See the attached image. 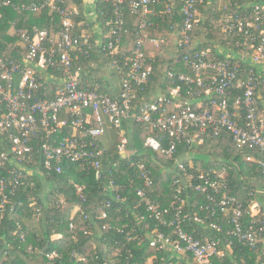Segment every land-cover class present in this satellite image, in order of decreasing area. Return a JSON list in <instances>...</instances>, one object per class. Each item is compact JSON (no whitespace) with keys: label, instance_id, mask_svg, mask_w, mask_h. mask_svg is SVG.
Masks as SVG:
<instances>
[{"label":"built area","instance_id":"1","mask_svg":"<svg viewBox=\"0 0 264 264\" xmlns=\"http://www.w3.org/2000/svg\"><path fill=\"white\" fill-rule=\"evenodd\" d=\"M97 1L89 2L92 8L88 15L93 19L97 17ZM100 1L105 6L113 2L115 19L104 18L107 27L104 32L100 24L93 25L92 33L83 34V43L74 35L75 16L80 14L77 6L68 8L65 0L16 6L20 11L39 12L45 8L49 13H57L62 18V27L40 28L32 33L14 28L26 53L19 60L0 56V221L11 196L25 182L21 179L23 172L43 176L52 172L61 174L68 170V163L80 162L100 174V157L104 152L100 138L108 127L117 128L120 134L117 148L129 159L128 140L121 126L124 121L131 120L152 130L145 138L146 148L169 155L174 159V168L183 172L181 180H176V201L171 204L175 212L169 218L170 209L162 210L150 194L154 181L145 161L131 160V166L142 179V184L136 188L139 205L145 207L141 218L145 220L148 216L159 220L172 231L170 235L156 226L151 246L162 250L168 245L171 256L184 255L196 264H216L215 258L233 252L234 242L263 253L264 209L261 203L250 199L249 209H245L242 200L230 193L225 167L194 171L193 163L185 164L174 155L179 146L192 149L206 138L223 134L230 136L238 149L254 148L264 153V0H247L243 7L235 1L240 11L223 5L218 22L224 32L236 37V45L240 48L214 50L208 46L186 52L182 61L188 71L175 68L168 71L169 79L176 83L170 95L138 105L134 103L136 92L148 82L154 68V54L147 52L148 44L159 47L167 40L166 35L149 36L148 17L158 12H172L174 1L164 0L162 10L157 8L162 0ZM0 5L14 4L4 0ZM126 7L139 16V23L135 46L130 53L124 54L128 70L121 67L123 88L114 97L97 88L82 86L81 67H74V64L79 47L92 45L90 37L93 34H98L95 42L103 49L118 51L121 30L126 25L123 18ZM180 10L182 30L180 37L175 38L176 44L189 48L192 32L203 21V16L197 0H181ZM101 12L106 13L105 10ZM53 89L55 92L48 96ZM39 159L41 168L33 166ZM246 159L258 162L264 173V159L254 155ZM68 181L75 185L79 198L86 201L85 186L73 177ZM188 189L205 195V202L199 205L205 216L198 212L183 213L188 199L182 193ZM256 191V194H264V188ZM251 194L256 195L255 192ZM76 209L82 210L81 205ZM105 217L107 213L103 211L102 218ZM190 221L210 229L214 236H197L190 232L187 229ZM16 223L21 239H25L21 221L16 220ZM258 264H264V260Z\"/></svg>","mask_w":264,"mask_h":264},{"label":"trees","instance_id":"2","mask_svg":"<svg viewBox=\"0 0 264 264\" xmlns=\"http://www.w3.org/2000/svg\"><path fill=\"white\" fill-rule=\"evenodd\" d=\"M11 1L14 4L12 6L0 5V56L19 60L24 57L26 49L20 46L19 35L9 33L8 29L12 23H15L17 28L27 29L32 33L40 28L56 26V29H59L62 27V18L57 13H49L45 8L37 13L20 11L16 8L28 4L41 5L47 0ZM163 1L158 5V10L164 8ZM172 1L175 4L172 12H158V15L148 17L149 36L166 35L167 40L161 46L154 47L157 50L153 55V72L143 88L136 92L134 99L136 105L152 101L161 95H170L176 83L169 79L168 71L172 68L188 71L182 61L186 52L208 46H212L214 50L219 47L228 50L240 48L236 45V37L224 32L218 19L223 5H228L234 11H240L234 2L242 4L243 7L247 0H204L202 3L197 0L203 21L196 25L192 32L193 41L189 48L176 44L175 38L180 37L182 30L183 14L180 10L181 0ZM65 2L68 8L77 6L80 9V14L75 16L74 35H78L82 43L83 34L88 35L93 25L100 24L104 32L107 29L104 18L107 16L110 20H114L116 16L111 1L106 6L100 0L97 1L98 12L95 19L84 14L85 0H65ZM102 10L106 13L103 14ZM124 12L126 25L121 30L118 51L103 49L90 37L92 45L84 44L79 47L74 64V67H81L82 86L97 88L114 97L123 88V70H128L124 63V54L130 53L135 46L139 23V16L128 7ZM95 35L98 38V34ZM150 46L151 43L148 44V48ZM54 92L55 89L52 93H48V96ZM112 129L115 131L112 145H104L100 138V147L104 148L100 157L102 162L100 174H96V169L88 164L85 167L80 162L68 163V170L61 174L52 172L43 176L23 172L21 179L25 182L17 188L15 195L11 196L4 218L0 221V264H148L150 257L154 258L152 264H196L184 255L171 256L168 245L162 250L151 246L156 226L170 235L172 231L159 220L148 216L145 220L141 218L145 213V207L139 205L136 188L142 184V179L131 166V160L145 161L154 181L149 189L150 194L162 210L170 209L167 213L169 218L173 217L175 212L171 204L176 201L178 187L176 180H181L183 172L179 168H174V159L169 155L146 148L144 141L152 130L145 124L131 120L122 123L121 130L128 140L126 152L129 159L117 148L120 134L117 128L112 127ZM163 144L167 146L166 139ZM179 147L174 157L178 156L181 159L185 154L190 155V159L188 156L185 157L188 163L183 162L193 163L194 171L200 168V165L206 168L203 169L204 171L209 168L225 167L230 193L242 200L245 209H249L250 198L259 200L264 209V194L249 199H245L241 194L254 188L256 182H260L258 189L264 188L262 166L258 162L246 159L249 155L264 159V153L254 148L238 149L233 144L232 138L226 134L206 138L204 143L194 144L192 149H188L185 145ZM198 153L201 156H197ZM33 166L41 168L40 159L39 163ZM69 177H73L76 182L85 186L86 201L79 198L75 185L68 181ZM182 194L188 199L183 213L198 212L206 215L199 210V205L205 202V195L191 189ZM31 202H35V205H31ZM78 204L81 205L82 210L76 209ZM103 211L107 213L105 218H102ZM16 220L21 221L26 234L25 239L20 237L21 230ZM70 222H73V227H70ZM188 224L187 229L197 236L203 234L214 236V233L204 226L194 225L191 221ZM114 250L119 251L116 258L112 256ZM254 251L243 243L234 242L233 252L227 253L223 258H215L214 262L258 264L260 260H264V252L257 260Z\"/></svg>","mask_w":264,"mask_h":264},{"label":"rangeland","instance_id":"3","mask_svg":"<svg viewBox=\"0 0 264 264\" xmlns=\"http://www.w3.org/2000/svg\"><path fill=\"white\" fill-rule=\"evenodd\" d=\"M88 1V4H89V2H90V0H87ZM37 13V12H36ZM14 28H17L15 25H14V23H12L11 24V26L9 27V29H8V31H9V33H11L10 31H14L15 32V30H14ZM156 50L157 49H155L153 46H150L149 47V50H148V53H150L151 55H153V54H155V52H156ZM190 157V155H187V154H185V155H183V157L181 158V160L182 161H187V163H188V160H187V158H185V157ZM197 156H201V154L200 153H198L197 154ZM213 158V157H212ZM200 168H201V170H203V169H206V168H204L203 166L201 167V165L199 166ZM199 168V169H200ZM256 184V186L254 185V188H252L251 190H249L248 192H241V194H243V196H244V198L245 199H249L250 197H256L254 194H251L252 192H255V194L257 193V191H256V189H258L257 188V186H260V182H256L255 183ZM256 195H261V194H256ZM251 199V198H250ZM249 199V200H250ZM62 200H63V198H62ZM256 200V199H255ZM257 202L259 201V200H256ZM260 202V201H259ZM258 202V203H259ZM259 205H260V203H259ZM254 206L255 205H252L251 206V208H253L254 209ZM263 247V246H262ZM109 250H110V248H109ZM117 252H119V251H116V250H114L113 252H112V256L113 257H115L116 255H117ZM256 254H257V260H259L260 259V257H261V250H256V251H254ZM116 258V257H115ZM154 259H153V257H150L149 259H148V264H152L154 261H153ZM114 261H117L116 259H114Z\"/></svg>","mask_w":264,"mask_h":264},{"label":"crops","instance_id":"4","mask_svg":"<svg viewBox=\"0 0 264 264\" xmlns=\"http://www.w3.org/2000/svg\"><path fill=\"white\" fill-rule=\"evenodd\" d=\"M92 6L91 4L85 0V9H84V14L88 16V12L91 10ZM11 35H14V31H10ZM90 33H92V28L90 30ZM92 38L95 39V41L98 39L95 34L92 35ZM18 43V42H16ZM97 43V42H96ZM110 129H106L107 131L103 134L102 138V143L104 145H112L114 139H115V131L111 127H108ZM57 236H60V234H57Z\"/></svg>","mask_w":264,"mask_h":264}]
</instances>
